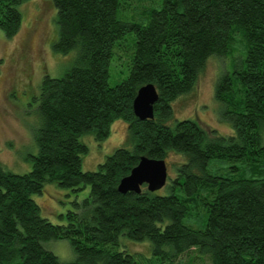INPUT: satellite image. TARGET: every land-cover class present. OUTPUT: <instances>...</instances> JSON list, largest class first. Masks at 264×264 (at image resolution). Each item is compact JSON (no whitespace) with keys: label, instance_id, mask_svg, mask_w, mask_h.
I'll list each match as a JSON object with an SVG mask.
<instances>
[{"label":"trees","instance_id":"16d2710c","mask_svg":"<svg viewBox=\"0 0 264 264\" xmlns=\"http://www.w3.org/2000/svg\"><path fill=\"white\" fill-rule=\"evenodd\" d=\"M21 1L0 0L6 36L19 27ZM145 1L51 0V46L75 53L63 74L41 77L33 97L30 168L16 173L0 163V264H182L191 249L189 264H264V0ZM210 55L230 57L213 85L229 134L190 118L169 122L172 101L193 88ZM111 59L127 64L114 84L107 82ZM147 82L157 96L152 117L139 119L131 102ZM118 117L126 142L82 170L80 135L101 140ZM169 149L185 158L165 191L117 190L140 155L164 159ZM45 181L74 191L88 185L60 214L63 222L42 216L31 197ZM119 234L147 239L149 253L120 247ZM52 238L67 239L74 258L47 249Z\"/></svg>","mask_w":264,"mask_h":264},{"label":"rangeland","instance_id":"374dc122","mask_svg":"<svg viewBox=\"0 0 264 264\" xmlns=\"http://www.w3.org/2000/svg\"><path fill=\"white\" fill-rule=\"evenodd\" d=\"M131 3L146 5L147 1L131 0ZM17 8L21 15L17 31L6 36L0 29V163L12 172L21 173L30 168L29 155L36 151L33 129L38 123V115L33 97L38 93L41 77L44 74H63L71 65L75 51L72 49L62 53L51 46L57 38L56 11L51 0H23ZM117 63L116 66V61L110 60L109 84L118 82L127 72L124 61ZM229 64V56H208L193 88L172 101V119L169 122L190 118L206 131L214 128L218 134L232 133L229 120L221 114L222 102L213 96L215 79L229 68ZM126 135V122L120 117L110 122L109 133L101 140H95L90 133L81 134L79 139L87 146V151L81 155V169H95L116 146L126 142ZM184 158L180 152L166 151L164 162L168 176L174 173L176 165ZM165 190V183L156 189L157 192ZM87 193L88 185L74 191L54 181H45L40 192L31 193V197L38 204L42 216L52 222H63L60 214L73 207L74 199L79 201ZM118 243L129 251L149 253L147 239L133 240L119 234ZM44 245L60 260L70 261L74 258V252L65 238L48 239ZM191 252L193 249L181 254L179 260L182 264H189Z\"/></svg>","mask_w":264,"mask_h":264},{"label":"water","instance_id":"95a60500","mask_svg":"<svg viewBox=\"0 0 264 264\" xmlns=\"http://www.w3.org/2000/svg\"><path fill=\"white\" fill-rule=\"evenodd\" d=\"M156 96L155 87L151 82L140 85L131 102L134 115L139 119L151 118L153 114L152 104ZM166 178L167 171L164 159L140 155L129 172L119 179L116 188L120 192H139L141 185H145L149 191H154L165 183Z\"/></svg>","mask_w":264,"mask_h":264}]
</instances>
